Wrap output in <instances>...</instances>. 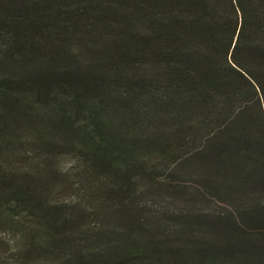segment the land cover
Returning <instances> with one entry per match:
<instances>
[{
	"label": "trees",
	"instance_id": "obj_1",
	"mask_svg": "<svg viewBox=\"0 0 264 264\" xmlns=\"http://www.w3.org/2000/svg\"><path fill=\"white\" fill-rule=\"evenodd\" d=\"M0 234V264H264V0H0Z\"/></svg>",
	"mask_w": 264,
	"mask_h": 264
},
{
	"label": "rangeland",
	"instance_id": "obj_2",
	"mask_svg": "<svg viewBox=\"0 0 264 264\" xmlns=\"http://www.w3.org/2000/svg\"><path fill=\"white\" fill-rule=\"evenodd\" d=\"M65 162H67L65 160ZM64 163V162H63ZM63 197V196H62ZM65 197V196H64ZM0 252H7V254L13 253L15 250V240H13V236L10 234H0Z\"/></svg>",
	"mask_w": 264,
	"mask_h": 264
}]
</instances>
